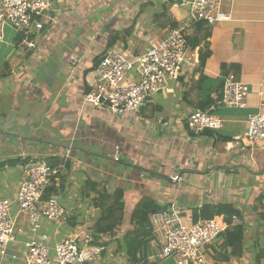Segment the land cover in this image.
Masks as SVG:
<instances>
[{
	"label": "crops",
	"instance_id": "0c3cea01",
	"mask_svg": "<svg viewBox=\"0 0 264 264\" xmlns=\"http://www.w3.org/2000/svg\"><path fill=\"white\" fill-rule=\"evenodd\" d=\"M183 1L191 0H84L77 5L61 0L52 22L34 36L39 40L37 55H32L37 63L27 56L23 61L12 59L13 52L0 60V164L15 162L0 168L3 196L15 200L27 161L70 155L59 198L72 219L61 227L47 223L42 230L53 247L79 231L81 224L100 219L102 206L87 194L97 183L101 193L124 191L120 239L134 229L132 213L145 198L158 203L159 214L176 209L185 222L194 223L219 216L213 215L217 208L230 207L238 211L235 216L245 227L243 255L224 260L221 238L208 248V261L264 264V141L249 146L235 142L246 133L248 117L264 111V0L222 1L220 9L229 19L212 27L208 40L212 57L204 70L207 81L194 74L180 79L152 97L136 119L83 106L84 95L97 80L94 59L106 51L108 38L131 31L112 48L140 55L168 35L170 30L158 25H167L160 22L165 14L170 24H192L191 10L181 5ZM193 34L194 29L188 32ZM191 52L199 61V48ZM229 72L249 88L245 108H226L215 101ZM209 97L215 101L209 109L217 107L213 114L224 121V128L194 136L187 119L202 111L199 106ZM41 144L44 150L36 147ZM176 175L180 180L173 182ZM13 216L24 232L18 234L2 264H24L28 219L18 214L16 205ZM153 216L150 222L157 240ZM120 239L104 242L107 251L96 264H129ZM157 251L153 250L148 264H177L174 259L151 260Z\"/></svg>",
	"mask_w": 264,
	"mask_h": 264
},
{
	"label": "built area",
	"instance_id": "2783aa9c",
	"mask_svg": "<svg viewBox=\"0 0 264 264\" xmlns=\"http://www.w3.org/2000/svg\"><path fill=\"white\" fill-rule=\"evenodd\" d=\"M61 0H0V41L4 39L7 24L17 30L28 48H37L32 40L52 22L53 13ZM70 1V0H69ZM223 0L183 1L182 6L191 10L192 24L178 26L168 32L166 38L140 55L123 49L112 48L101 58L95 72L97 80L84 95L83 106L108 111L118 116L139 112L155 95L167 91L180 79L191 78L199 65L191 54L188 43L189 30L198 23L214 27L229 17L221 11ZM84 0H72L73 4ZM249 88L234 73L224 78L221 100L218 106L245 108ZM213 106L207 111H195L187 119V127L194 136L207 131L221 130L224 121L216 117ZM264 141V111L247 119V131L235 138L244 146ZM59 155V154H58ZM49 158H58L60 155ZM58 156V157H57ZM70 155L62 157V166L55 167L45 159L35 158L22 166V177L18 184L15 200L3 196L0 190V263L8 259L11 245L19 233L18 217L13 216V206L18 214H26L29 241L25 243L24 264H96L107 251L106 243L100 238L79 231L60 240L54 247L51 239L42 230L45 224L64 226L71 214L62 206L59 195L48 196L51 188L60 190L63 172ZM116 161L118 156L114 157ZM178 182L180 176L172 178ZM59 192V191H58ZM152 223L161 251L152 257L160 261L174 259L177 264H210L208 248L217 244L228 230L242 225L240 218L233 216L230 223L224 216H216L197 223L185 222L180 212L157 214ZM110 241L111 237L104 240ZM54 251V256L52 255ZM15 260L17 256L13 257Z\"/></svg>",
	"mask_w": 264,
	"mask_h": 264
},
{
	"label": "trees",
	"instance_id": "16d2710c",
	"mask_svg": "<svg viewBox=\"0 0 264 264\" xmlns=\"http://www.w3.org/2000/svg\"><path fill=\"white\" fill-rule=\"evenodd\" d=\"M172 1L174 2L175 0ZM160 18V16L156 17V21L158 22ZM158 25L161 29L164 30H172L179 26L176 22L167 25ZM193 29L194 34L190 36L188 35L187 40L190 49L194 51L199 48V65L195 70L194 75H200V81L203 82L204 80L207 81V79L204 77V70L206 68L208 60L212 57L210 42H208V40L211 38L212 28L205 23H198L195 24L189 30V32ZM130 34L131 31L127 34L123 33L121 35V33H117L113 36H110L108 38L106 51H104L94 59V66L97 68L101 58L105 55V53L113 46H115L121 39L126 40V35L130 36ZM33 39L34 37H32V40ZM16 46L17 49L22 48V50H29L30 52L33 51V53L28 54L27 60H32L34 63H37L38 58L32 55H37V53L34 52L38 48V45L37 48L30 49L28 48L27 44L24 43L22 36H18L16 38ZM223 85L224 83H222L221 87H223ZM208 99L209 100L202 102L201 106H199L200 110H209V108L215 104V101L218 102L221 100V95L215 101L210 99V97ZM45 162L55 167H61L63 163L62 159L60 158H47L45 159ZM14 164V161H9L7 163L5 162L3 164H0V168L2 169L7 165L12 166ZM64 184H62L60 190L51 188L48 192V196L53 194L58 195L59 192L65 187ZM99 187V184H94V187L90 192H87V194L88 197H90L97 206H102V216L98 221H90L81 224L79 226V232L83 234H92L96 238L99 237L102 242L101 244H104V240L108 237H112V239L113 237L120 239L119 235L121 233L123 222L125 220L126 203L123 189H120L114 195H111L107 192V190L101 193V191H99ZM161 211V207L158 205V203L150 198L143 199L133 211L131 216V224L134 229L132 231H129L125 235H122L119 243L120 250L124 252L129 259V264H148L149 257L152 255L153 250L157 249L158 251H161V246L154 237L153 227L150 222V217L152 215L161 213ZM215 214L224 216L230 223L231 218L235 215H238V211L230 207H220L217 208L215 212L213 210V215ZM211 218H213V216L208 219ZM261 219L264 220V215ZM223 239L224 248L220 253V256H222L224 260H229L230 258L240 257L243 255L245 242L244 226H238L232 230H228ZM229 249H231V252H228Z\"/></svg>",
	"mask_w": 264,
	"mask_h": 264
},
{
	"label": "rangeland",
	"instance_id": "374dc122",
	"mask_svg": "<svg viewBox=\"0 0 264 264\" xmlns=\"http://www.w3.org/2000/svg\"><path fill=\"white\" fill-rule=\"evenodd\" d=\"M106 9V8H105ZM104 9V10H105ZM168 15V13H167ZM165 15L161 20L160 22H163L164 24H170V19L169 17ZM169 31V30H168ZM17 30H15L12 26H10L9 24H7L4 28V39L2 41H0V60L2 59V61H5V55L8 54V52H13L14 53V56L12 59H15L17 57V60L18 61H23L25 60V57L28 56V54L30 53V51H26L24 50L25 52H23L21 55L18 56V53L22 52V48H18L17 49V46H16V36H17ZM41 35V33L39 34ZM34 40V39H33ZM36 43H39V40L38 38L34 40ZM10 61H13V60H10ZM37 72V71H36ZM218 81V80H217ZM150 101V100H149ZM2 110V109H1ZM141 111L139 112H135V113H131V114H128V116L126 118H133V119H136L139 117V114H140ZM111 114V112H109ZM113 114V113H112ZM115 114H113L114 116ZM120 117L118 115H115L114 117ZM135 125V123H134ZM139 130V129H138ZM36 147H39V149L41 150H44V146H42V144L40 146H37ZM49 157H44L42 158L43 160L44 159H47ZM51 158V157H50ZM20 215H26V214H20Z\"/></svg>",
	"mask_w": 264,
	"mask_h": 264
},
{
	"label": "water",
	"instance_id": "95a60500",
	"mask_svg": "<svg viewBox=\"0 0 264 264\" xmlns=\"http://www.w3.org/2000/svg\"><path fill=\"white\" fill-rule=\"evenodd\" d=\"M6 135L9 136V137H15V138H20V139L23 138L20 135H15V134H11V133H7ZM32 141L35 142L36 144H40L41 143V141H39V140H32Z\"/></svg>",
	"mask_w": 264,
	"mask_h": 264
}]
</instances>
